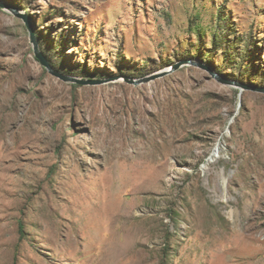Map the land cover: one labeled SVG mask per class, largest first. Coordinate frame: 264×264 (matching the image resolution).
Wrapping results in <instances>:
<instances>
[{"label":"rangeland","instance_id":"rangeland-1","mask_svg":"<svg viewBox=\"0 0 264 264\" xmlns=\"http://www.w3.org/2000/svg\"><path fill=\"white\" fill-rule=\"evenodd\" d=\"M254 86L264 0H0V264H264Z\"/></svg>","mask_w":264,"mask_h":264},{"label":"water","instance_id":"water-1","mask_svg":"<svg viewBox=\"0 0 264 264\" xmlns=\"http://www.w3.org/2000/svg\"><path fill=\"white\" fill-rule=\"evenodd\" d=\"M2 6H6L5 4H2ZM17 12V11H15ZM25 22L27 23L28 29H29V33H30V40L34 45V52L36 57L39 59V61L42 63V65H44L50 73L66 80V81H71V82H78V83H82V84H100V83H104L107 82L109 80H114V79H118L121 78L122 76H113V77H109V78H105V79H83V78H78L72 75H68L62 71H60L59 69H57L51 62L50 60L42 53V51L39 48L38 42H37V34L36 31L34 30V28L32 27V25L30 24V22L27 20V18L25 19ZM187 63H192L195 64V62L192 59H185V60H181L177 63H175L173 65L172 68L167 69V70H163L160 72H156V73H152L146 76H142V77H133V76H129V75H124V78L126 81H128L129 83L135 84V85H139L142 83H149L152 82L153 80H156L158 78L164 77L176 70H178L179 68H181L184 64ZM208 68V70L211 72V74L214 77H217V73H215L212 68L210 67H205ZM223 82L228 83V84H238L237 81L235 80H229V79H222ZM243 85V84H240ZM246 88H249L248 85H243ZM253 90H263L264 88H257V87H251Z\"/></svg>","mask_w":264,"mask_h":264}]
</instances>
